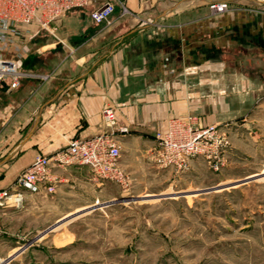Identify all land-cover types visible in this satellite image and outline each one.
<instances>
[{"label": "crops", "instance_id": "0c3cea01", "mask_svg": "<svg viewBox=\"0 0 264 264\" xmlns=\"http://www.w3.org/2000/svg\"><path fill=\"white\" fill-rule=\"evenodd\" d=\"M106 2L115 0H90L56 23L57 42L45 48L59 50L60 66L48 81L26 78L6 90L19 100L14 125L0 138V189L36 155L103 132L106 107L116 109L118 127L127 129L119 135L120 164L134 185L163 170L152 159L155 135L179 116L195 114L228 130L231 148L220 181H230L244 156L263 160L264 0H125L127 15L116 3L112 24L97 25L91 14ZM213 2L232 9L212 15ZM54 171L63 182L53 194L26 193L22 209L0 208V250L14 253L19 240L43 225L91 207L107 185L85 166ZM261 171L226 189L264 176Z\"/></svg>", "mask_w": 264, "mask_h": 264}, {"label": "rangeland", "instance_id": "374dc122", "mask_svg": "<svg viewBox=\"0 0 264 264\" xmlns=\"http://www.w3.org/2000/svg\"><path fill=\"white\" fill-rule=\"evenodd\" d=\"M54 42L50 33L35 39L21 69L53 75L59 50L45 46ZM14 92L0 90V138L16 120ZM197 159L186 173L155 168L128 189L107 181L91 207L43 225L14 253L0 250V264H264V176L219 189L261 174L264 159L242 157L230 181Z\"/></svg>", "mask_w": 264, "mask_h": 264}, {"label": "built area", "instance_id": "2783aa9c", "mask_svg": "<svg viewBox=\"0 0 264 264\" xmlns=\"http://www.w3.org/2000/svg\"><path fill=\"white\" fill-rule=\"evenodd\" d=\"M89 3L90 0H0V90L6 84V90L11 92L26 78L48 81L52 74L21 69L31 40L41 31L53 35L54 26L66 13ZM116 3L122 8L123 15L129 13L125 0L106 2L92 12L94 23L111 25ZM231 9L226 2L209 4L212 15H221ZM102 118L103 132L74 140L53 154L36 155L9 188L0 189V208L22 209L26 193L53 194L57 185L63 182L54 168L85 166L90 169L93 180L111 181L128 189L131 178L120 164L122 147L119 142V135L127 129L118 127L114 107H106ZM230 148L231 140L225 126L207 125L198 115H185L171 118L166 129L156 133L152 159L161 169L183 173L192 160L202 158L212 171L219 172L227 165Z\"/></svg>", "mask_w": 264, "mask_h": 264}, {"label": "water", "instance_id": "95a60500", "mask_svg": "<svg viewBox=\"0 0 264 264\" xmlns=\"http://www.w3.org/2000/svg\"><path fill=\"white\" fill-rule=\"evenodd\" d=\"M229 186H233V185H229ZM226 187L228 186H223V187H220L219 189H225Z\"/></svg>", "mask_w": 264, "mask_h": 264}, {"label": "trees", "instance_id": "16d2710c", "mask_svg": "<svg viewBox=\"0 0 264 264\" xmlns=\"http://www.w3.org/2000/svg\"><path fill=\"white\" fill-rule=\"evenodd\" d=\"M3 87H5V89H7V85L6 84ZM3 87H2V89H3Z\"/></svg>", "mask_w": 264, "mask_h": 264}]
</instances>
